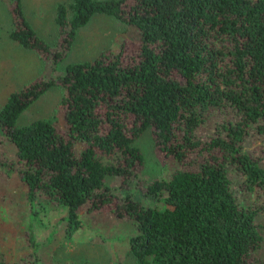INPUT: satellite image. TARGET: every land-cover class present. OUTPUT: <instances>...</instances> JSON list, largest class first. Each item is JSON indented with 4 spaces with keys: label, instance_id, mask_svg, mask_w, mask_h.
I'll return each mask as SVG.
<instances>
[{
    "label": "trees",
    "instance_id": "trees-1",
    "mask_svg": "<svg viewBox=\"0 0 264 264\" xmlns=\"http://www.w3.org/2000/svg\"><path fill=\"white\" fill-rule=\"evenodd\" d=\"M8 11L10 38L54 63L93 15L135 31L117 51L70 64L56 79L31 81L1 106L0 133L13 151L6 165L30 206L66 207L68 234L80 227L84 206L132 220L135 264H264L257 221L264 157L244 149L252 132L264 141V0H72L57 8L62 38L55 52L20 0ZM57 80L62 127L45 119L17 125ZM149 128L160 155L176 166L140 185L142 195H119L143 163L134 142Z\"/></svg>",
    "mask_w": 264,
    "mask_h": 264
},
{
    "label": "rangeland",
    "instance_id": "rangeland-1",
    "mask_svg": "<svg viewBox=\"0 0 264 264\" xmlns=\"http://www.w3.org/2000/svg\"><path fill=\"white\" fill-rule=\"evenodd\" d=\"M14 0H0V108L9 94L36 79L60 77L70 64L91 61L104 51H117L123 40L134 37L131 28L103 14L93 15L77 30L68 52L54 63L36 51L26 50L10 38L13 23L8 11ZM72 0H20L23 14L37 36L52 51L60 50L61 32L56 22L59 4L69 8ZM70 11V10H69ZM136 35V33H135ZM51 86L21 112L17 125L45 119L62 127L59 111L63 89ZM209 125L199 130L201 137L210 131ZM143 163L129 182L126 191L141 194L140 185L167 177L175 168L171 159L160 155L153 129L149 128L135 140ZM264 141L257 132L250 133L244 149L254 156H263ZM12 147L0 133V261L15 263L29 258L30 264H135L130 254L128 237L134 232L132 220L121 218L110 211L84 206L79 211L80 227L75 233L66 231V207L36 202L31 205L17 172L6 164L12 161ZM116 178L109 179L117 187ZM138 192V193H137ZM142 201L151 204L142 197ZM264 206V197L261 198ZM257 221L264 225V209ZM32 237L31 243L29 237ZM264 258V249L261 251Z\"/></svg>",
    "mask_w": 264,
    "mask_h": 264
}]
</instances>
